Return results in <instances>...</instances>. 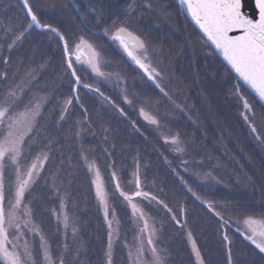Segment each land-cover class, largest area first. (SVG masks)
<instances>
[{"label": "trees", "instance_id": "obj_1", "mask_svg": "<svg viewBox=\"0 0 264 264\" xmlns=\"http://www.w3.org/2000/svg\"><path fill=\"white\" fill-rule=\"evenodd\" d=\"M28 4L41 25L58 29L73 51L81 38L96 46L107 60L109 76L118 78L119 69L129 88L127 103L118 80L101 84L88 68L73 61L82 83L98 88L119 110L87 89H78L77 102L61 41L36 29L25 34L30 20L19 0H0V92L7 94L20 77L35 70L30 91L48 99L45 122L28 152L32 157L51 153L44 176L47 185L41 187L44 196L36 193L34 203L45 200L37 218L54 247L55 262L108 263L109 231L82 163L88 155L103 175L110 205L120 219L122 237L114 250V264H123V243L135 232L127 205L134 201L129 198L138 191V181L142 193L138 201L144 196L154 205L143 202L159 227L167 264H199L190 240L203 264H264L250 234L235 223L249 217L264 221V107L220 61L176 1L28 0ZM121 27L138 32L166 60L167 67L158 69L163 76L159 87L132 66L113 40L112 32ZM237 91L248 93L257 103L259 118L249 121L256 125L260 140L243 118L246 110ZM154 110L165 123L160 131L168 130L171 140L178 136L188 150L187 158L145 118ZM196 165L213 173L223 186L199 182ZM67 189L77 232L64 240L59 222L58 229L45 222L52 206L59 207L51 196Z\"/></svg>", "mask_w": 264, "mask_h": 264}, {"label": "snow or ice", "instance_id": "obj_2", "mask_svg": "<svg viewBox=\"0 0 264 264\" xmlns=\"http://www.w3.org/2000/svg\"><path fill=\"white\" fill-rule=\"evenodd\" d=\"M181 2L186 5L187 10L191 13L196 24L199 25L200 29L206 34L208 40L221 51L228 64H230L238 74L239 79L247 84L261 101H264V0H255L258 18L246 12V0H181ZM23 3L27 7V12L31 18V23L28 25V28H31L32 24H36L41 28L49 29L53 33H59V30L51 25L40 24L32 8L28 6V0H23ZM26 30L27 29H25V31ZM230 33L239 34L230 35ZM22 35L23 33H21V36ZM19 38L18 36L17 39ZM61 39H63L62 35ZM114 39L119 40L120 44L128 52V55L132 57L140 68L148 73L149 77L153 76L155 69L150 70V66L146 65L144 60L134 53V49H141L143 50L141 56H143L145 60L147 59V49L144 41L133 36L132 33L128 32L127 29L123 27L117 30ZM129 40L132 42L131 45ZM82 45H87V47L91 49V55L87 63L100 76H104V73L100 71L98 54L87 41L81 38L80 44H77L75 46V51H73V49L69 47L68 41L64 40L63 48L67 68L70 74L75 77L77 83L80 82V77L76 75V69L73 67V56L75 55L77 62L81 61L79 53ZM85 87H88V85H85ZM238 88L239 83L237 85V89ZM19 90L20 86H17L15 90L9 91L7 97L0 100V122L7 119L9 129L7 136H5L3 140H0V258L5 260L7 264H34L33 252L27 245V242H25L23 253L16 251L15 244L12 245V250H9L8 247V229L19 228L18 213L20 206L37 169L36 162H33L30 168L24 172H21L19 166H17L15 169V180L11 185L10 198L7 200L6 206L3 161L7 156L9 160L15 163L18 157L21 156L24 134L30 130L32 121L37 114L34 109H26L24 112L15 114L10 112V108H14L15 97ZM96 91L99 92V89H96ZM240 99L242 100L243 108L246 110V112L242 114L244 120L249 121L250 115L255 119L253 106L249 103L247 98L242 95H240ZM68 103H71V101H68ZM36 107L38 108V105ZM141 111L143 113V110ZM145 118L150 119L152 123L157 122L147 114H145ZM249 124L251 131L255 133L257 139H259V133H257L256 127L251 124V121H249ZM21 125L24 128V132H21L19 129ZM261 142L264 143V141ZM172 143H177V139L173 138ZM97 177H99L98 169ZM117 187H119L118 184ZM121 194L123 195V193ZM141 194L140 192L136 193V195ZM97 195L100 200L105 203V216L107 217L108 206L106 202V193L103 191L102 183L99 179L97 180ZM165 207L167 206L165 205ZM209 207H211V205H209ZM169 211H171V209H169ZM24 212L30 216V211L26 206ZM217 215H219V213H217ZM221 219H223V217H221ZM28 222L29 221H26L25 223ZM177 223H179V221H177ZM244 223L248 226V230L251 233L248 239L252 240L260 251L264 252V228L256 227V225L264 224V221L249 217L245 219ZM109 227L111 228V222H109ZM15 238L19 239V237ZM224 240H228L227 235L224 236ZM148 243H152L150 238ZM110 250L111 233H109V264ZM193 250L197 258H200V252L195 247L194 241ZM143 251L144 249L142 247L137 249L138 258H141ZM151 253L152 264H162V259L155 247L151 249ZM43 258L45 264H56L47 247H43ZM230 260L231 255L229 250V261ZM59 264H63L62 259L59 261ZM200 264H203L202 260Z\"/></svg>", "mask_w": 264, "mask_h": 264}, {"label": "rangeland", "instance_id": "obj_3", "mask_svg": "<svg viewBox=\"0 0 264 264\" xmlns=\"http://www.w3.org/2000/svg\"><path fill=\"white\" fill-rule=\"evenodd\" d=\"M128 32L132 33L133 36L139 38L140 40L144 41L141 37V35L138 32L133 31L130 27L127 28ZM118 30V29H117ZM116 30V32H117ZM112 35V34H111ZM110 35V36H111ZM130 41V40H129ZM130 43H132L130 41ZM90 44V43H88ZM145 47L147 49V59L145 60L143 56H141V52L143 50L141 49H134L135 55L140 57L142 60H144V63L146 65L150 66L151 69H155L153 72V78L155 79V82H150L156 86L159 87V80L163 76L159 75V67L161 66L166 68L167 63L166 60H164L162 57H158L155 51H152L150 47L148 46V43H145ZM92 48L95 50V52L98 54L99 58V67L100 71L104 73V76H100L97 72H95L91 66L87 63L86 58H83L80 62H77L78 65L80 66H85L86 68L89 69V71L92 73L94 78L98 79V81L101 84H106L109 82V80L112 81V83H116V80L119 81L121 84L120 86H124L122 89L123 92V97L125 100L130 101V98L127 97L128 93L127 90L129 89L125 84L127 82V79L124 76V74L117 69L118 73L120 75H116L118 78H115V75L113 74L112 77L109 75V71L107 66V60L105 59L104 56L101 55L100 51L97 49L96 46L90 44ZM84 48L86 56L89 58L91 55V49L87 47V45H82L81 49ZM114 70V68H113ZM37 71H30L26 76L20 77L19 83L12 87L10 90H15L17 86H20V90L17 92V95L15 97V102H14V108H10V112L15 114L19 112H24L26 109H34L36 111V116L32 121L31 128L24 134V142L22 146V151H21V156L18 157L17 161L14 163L11 160L8 159L6 156L3 163H4V178H5V205L7 206V200L10 198V188L15 180V169L17 166H19L21 172L26 171L28 168H30L31 164L33 162L37 163V169L36 172L33 175V180L30 183L29 188L25 192V197L24 200L20 206L19 210V228H9L8 229V240H9V245H10V250H12V245H16V251L23 253L24 250V245L25 242H27V245L29 248L32 249L33 252V260L34 264H45L44 258H43V247H47L48 250L51 253L52 259L55 262V254L54 252V247L51 245L45 238V233L46 231L43 230V223L38 222V216L37 214L40 213L38 211L43 209L45 207V200L39 205L37 203H34L36 201L34 199V196L36 193H41L42 197L44 196V193H42V188L47 185L46 180L44 178L45 172H46V163L51 159V156L47 153H41L40 155L38 154L37 156L34 155L33 157L30 156L31 153H29V149L34 145V140L36 139L37 135H39L41 126L44 124L45 120L43 119V116H45V113H43L45 107L48 105V99L45 94H32L30 89L33 86V81L34 77L37 75ZM122 75V76H121ZM35 82V81H34ZM118 87L121 89V87ZM10 87V86H9ZM98 89V88H97ZM9 90V91H10ZM8 91V93H9ZM8 93H2L0 92V100H3L5 97L8 96ZM128 98V99H127ZM38 105V108L36 107ZM163 110V109H162ZM155 112L150 113L147 115L151 116L153 119H155L157 122L153 128H157V131L160 135L163 134V137L167 141H173L171 138L173 135L166 130L163 129V132L160 131V128H162V123H164V120L162 116H159L157 114V111L154 110ZM146 112V111H145ZM255 112V111H254ZM257 113V112H256ZM157 114V115H156ZM259 117V116H258ZM150 120V119H149ZM148 120V121H149ZM151 122V120L149 121ZM165 124V123H164ZM162 125V126H161ZM256 126V125H255ZM159 127V128H158ZM19 129L21 132H24L23 126H19ZM9 129H8V121L5 119L3 122H0V140H3L5 136H7ZM174 138L177 139L178 147L177 150L181 154L183 158L188 157V150L184 147L182 144L181 140L178 138V136H174ZM260 140V138H259ZM176 146V145H175ZM39 158V159H38ZM83 165L85 166L88 175L90 176V184L92 188V194L93 198L96 200V205L101 209L100 213L102 214L103 218L105 219L106 223L105 226L108 229L109 233H111V250H110V264H114L112 262L114 258V250L116 249V246L119 242H121L120 238L122 237L121 234V225H120V219L118 218V212L116 209H113L110 205V197H108V191H107V186H105L103 175L100 174L99 171V177H97V165L96 163L92 160L91 157L83 156ZM195 162H192L191 164H194ZM192 170V169H191ZM193 171V170H192ZM195 177L199 182H202L203 184H215V185H221L223 186V183L219 180L218 177H216L213 173L211 172H203L199 166L196 165L195 169ZM193 171V172H194ZM100 180L102 183V188L103 191L106 193V202L108 206V215L107 217L105 216V203L102 202L97 195V180ZM135 185V181L132 182ZM50 189H52V195L55 193L56 194V188L54 187L53 184H49ZM49 189V187L47 188ZM14 190V189H13ZM68 191L67 193L61 192L60 195L56 196H51L52 201H59V207L56 208L55 206H52L51 208V218L45 222V225L48 224V227H50L53 223L52 226L58 227L61 225V229L63 232V238L66 240L70 236L75 235L76 232L73 224L75 221L71 220V215H70V208L72 206V203L70 204L69 202V196H68ZM136 193L135 190H133V194ZM132 194V193H131ZM140 199V198H139ZM141 201L134 200L133 203H128L127 207L129 212L131 210L132 215H131V220H132V228L134 234L131 235V239L129 242H124L123 243V248L126 250V255L123 261V264H152V253L151 249L155 247L157 252L159 253L161 259H162V264H167V256L163 249L160 248L159 244V227H157L156 222L152 217H150V214L148 213V209H145L143 206V202L146 201V204L148 206H154L152 203V200L146 197H142ZM51 202V200H50ZM25 206L29 209L30 211V216L27 215L24 212ZM134 206V207H133ZM148 210V211H147ZM48 215V213H47ZM43 216V215H40ZM26 221H29L28 223H25ZM245 221V220H244ZM244 221L241 223L240 221H236L235 223L241 226L247 234H251L248 230V226L244 223ZM59 222V224H58ZM109 222H111V228L109 227ZM257 226V225H256ZM264 228V227H262ZM133 233V232H132ZM22 234V235H21ZM66 235V236H65ZM249 236V235H248ZM15 237H19V239H16ZM149 238L151 239L152 243L149 244L148 240ZM43 246V247H42ZM190 246L193 248V244L190 240ZM143 248L144 251L141 254V258L137 257V249L138 248ZM107 264H109V247L107 250ZM194 251V250H193ZM195 254V252H194ZM197 258V256L195 255ZM198 263L200 264V259L197 258ZM3 264H7L5 260H3ZM56 264H59L56 263ZM64 264V263H63Z\"/></svg>", "mask_w": 264, "mask_h": 264}, {"label": "water", "instance_id": "obj_4", "mask_svg": "<svg viewBox=\"0 0 264 264\" xmlns=\"http://www.w3.org/2000/svg\"><path fill=\"white\" fill-rule=\"evenodd\" d=\"M177 5L180 7V9L183 10L184 14L186 15L187 19L191 21L192 25L194 26V28L199 32V34L202 36V38L204 39V41L207 42V44L211 47L212 51H215L216 55L218 56V58L220 59V61H222L226 67L228 68V70L234 75V77H236L237 81L240 82L244 88L246 90H248L249 93H251L253 95V97L257 100V102L261 103V105L264 107V101H261L259 99V97L253 92V90L250 89V87L245 84L242 80L239 79L238 77V74L235 72V70L231 67L230 64H228L227 60L224 58L223 54L221 53V51L219 49H217L215 47V45L210 41L208 40L206 34L203 32L202 29H200L199 25L196 24L195 20L193 19V17L191 16V13L187 10V7L185 4H183L181 2V0H175ZM20 2V5L24 8L25 10V13H26V16H28L29 20H30V23H31V18H30V15L28 14L27 12V7L25 6V4L23 3V0H19ZM28 6H30L28 4ZM246 12L249 14V15H252V16H256L258 18V10L255 8V0H246ZM41 24V23H40ZM33 29H36L37 31L39 32H51L55 37H57L59 39V41H61V44H62V47L64 45V40H65V37L63 36V39H61V33H53L52 31H50L49 29H46V28H41L39 26H37L36 24H32L31 28H27V31L25 34H27L28 32H30L31 30ZM239 33H230V35H238ZM116 40V39H115ZM119 41V40H118ZM122 47V50L124 52V55L128 58V60L130 61V63L132 64V66H134L135 68H138L141 73L143 74V76H145L148 80H150L151 82H155V79L153 77H149L148 73L144 71V69L140 68V66L138 64L135 63V61L132 59V57H130L128 55V52L124 49V47L121 45ZM64 49V48H63ZM85 49L82 48L79 55L81 56V60L83 58H86L88 59V57L86 56V53L84 51ZM65 54V53H64ZM66 58V57H65ZM73 60L76 61V57L75 55L73 56ZM77 75V73H76ZM72 79L75 80V77L72 76ZM81 88V89H87L93 93H97L102 99L104 100H107L111 105H113V107L117 110H119V108H117L113 102L111 101V99H109L108 97H105L104 94L99 90V92L96 91V89H93L91 87H85V84L82 83L81 79H80V82L77 83L76 80H75V86L73 88L74 90V97L77 101L78 97H77V94H78V89ZM78 102V101H77ZM121 111V110H120ZM122 112V111H121ZM137 185H138V191L137 192H140L141 193V186L139 185V181L137 182ZM136 192V193H137ZM133 194L131 197H130V200L133 201V200H136L138 198L141 197V195H136ZM256 227L258 228H261V225H257ZM251 244L255 245L256 247V244H254L251 240H250ZM257 251L264 256V252L260 251L259 248H257Z\"/></svg>", "mask_w": 264, "mask_h": 264}, {"label": "flooded vegetation", "instance_id": "obj_5", "mask_svg": "<svg viewBox=\"0 0 264 264\" xmlns=\"http://www.w3.org/2000/svg\"><path fill=\"white\" fill-rule=\"evenodd\" d=\"M117 29H119V28H117ZM117 29H115L114 32H112V34H113L112 35V38L113 39H114V35H115ZM115 41H116L117 44H120V42L118 40H115ZM129 43H130V41H129ZM130 45H131V43H130ZM238 92H240V93H238ZM237 93L239 94V97H240V94H242L243 97L247 98V100L249 101V103L253 106V111H255V119L256 118L258 119L259 118L258 117L259 116V108L257 106V103L254 102L253 97H251L248 93H244V92H241V91H237ZM249 117L251 118L252 116H249ZM8 247H10L9 244H8ZM9 250H10V248H9ZM0 264H3V259L2 258H0Z\"/></svg>", "mask_w": 264, "mask_h": 264}]
</instances>
